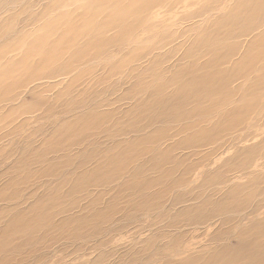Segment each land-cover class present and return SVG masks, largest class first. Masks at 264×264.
Instances as JSON below:
<instances>
[{
  "label": "rangeland",
  "instance_id": "obj_1",
  "mask_svg": "<svg viewBox=\"0 0 264 264\" xmlns=\"http://www.w3.org/2000/svg\"><path fill=\"white\" fill-rule=\"evenodd\" d=\"M176 1L0 0V264H164L232 226L181 209L264 204V5Z\"/></svg>",
  "mask_w": 264,
  "mask_h": 264
},
{
  "label": "bare ground",
  "instance_id": "obj_2",
  "mask_svg": "<svg viewBox=\"0 0 264 264\" xmlns=\"http://www.w3.org/2000/svg\"><path fill=\"white\" fill-rule=\"evenodd\" d=\"M88 1V5L94 8H100L106 4V0ZM146 3L131 1L125 8L131 7L128 10H132L135 7L143 8L148 6ZM249 3H254L255 6H263L264 0H240V7L244 8ZM172 4L186 5L185 2L177 0L176 2L168 3L166 8ZM118 5L119 3L113 4L114 7ZM48 8L49 6H45L44 11ZM258 9L263 10L262 8ZM121 19L122 17H118L116 20L121 21ZM260 43L264 45V36H261ZM252 163L253 161L249 162L247 168ZM227 183L228 181H225V184ZM256 184H264V176L260 179H250L247 186L255 187ZM233 186L242 187L239 185ZM254 189L256 190L257 188ZM247 191L249 190L245 189L235 196L234 189L229 187L226 190L219 191L215 200L206 197L197 206L189 205L181 209L177 218L183 217V221L191 226L200 227L206 225V227H209L214 224V221L218 222L220 226H229L230 224L232 226H229L224 231L218 230L219 227L216 228L214 230L215 233L209 240L211 245L200 246L192 253L191 244L186 241L182 243L184 236L172 239L169 246L173 250L174 255L164 264H264V218H262L264 216L263 211H261L264 208V204H258L254 209H249L246 214L243 213V210L251 207L252 201L256 198L255 194L260 196L261 191L259 190L260 193H256L254 190ZM204 207L208 208L207 212L200 211ZM241 212L243 215H240ZM155 235L156 233L153 236ZM228 235H234V246L230 245L229 242L226 244L227 239L224 238Z\"/></svg>",
  "mask_w": 264,
  "mask_h": 264
}]
</instances>
